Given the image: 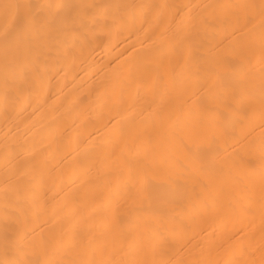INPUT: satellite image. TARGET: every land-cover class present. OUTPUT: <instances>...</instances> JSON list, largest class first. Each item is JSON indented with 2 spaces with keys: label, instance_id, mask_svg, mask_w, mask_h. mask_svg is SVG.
Wrapping results in <instances>:
<instances>
[{
  "label": "bare ground",
  "instance_id": "bare-ground-1",
  "mask_svg": "<svg viewBox=\"0 0 264 264\" xmlns=\"http://www.w3.org/2000/svg\"><path fill=\"white\" fill-rule=\"evenodd\" d=\"M0 264H264V0H0Z\"/></svg>",
  "mask_w": 264,
  "mask_h": 264
}]
</instances>
